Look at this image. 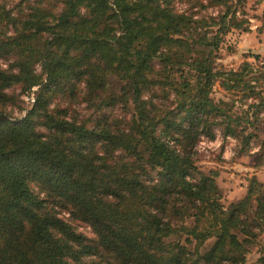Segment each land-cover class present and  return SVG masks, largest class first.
Masks as SVG:
<instances>
[{"label":"trees","instance_id":"16d2710c","mask_svg":"<svg viewBox=\"0 0 264 264\" xmlns=\"http://www.w3.org/2000/svg\"><path fill=\"white\" fill-rule=\"evenodd\" d=\"M56 1L57 13L34 9L10 42L0 34V57L14 58L11 71L0 70V264H187L190 255L194 264H244L247 237H256L251 218L264 221V185L253 179L246 197L225 209L213 180L195 179L193 153L201 136L215 138L214 126L236 136L228 105L213 99L219 77L229 83L226 89L245 87L258 99L250 107L258 112L248 113L253 127L264 110V92L248 81L253 65L223 74L216 67L222 38L246 24L236 16L246 15L249 0L225 1L224 15L200 19L177 11L175 0ZM186 1L201 10L222 5ZM19 21L10 11L0 15L6 27ZM208 24L219 31L210 33ZM155 59L161 62L156 69ZM113 78L122 84L119 98L135 104L127 130L104 119L88 127L48 110L53 97L82 88L102 111L114 102L105 96ZM14 85L26 93L40 88L35 107L17 121L6 113ZM156 87L158 95L144 99ZM157 99L172 101L175 110L161 119ZM57 208L96 238L79 233ZM191 210L189 227L183 220ZM202 218L212 231L200 230ZM212 238L213 246L200 253ZM257 264H264V248Z\"/></svg>","mask_w":264,"mask_h":264},{"label":"rangeland","instance_id":"374dc122","mask_svg":"<svg viewBox=\"0 0 264 264\" xmlns=\"http://www.w3.org/2000/svg\"><path fill=\"white\" fill-rule=\"evenodd\" d=\"M199 1H204L206 6H208L209 3H213L212 0H196L195 2ZM225 1L229 0H218V3L221 2L222 4ZM174 2L177 11L195 14V19H200L203 15L220 17L224 15L226 9L224 4H218L221 5L218 7H213V5L210 6V4L206 10H201L198 6L194 8L193 5L187 3L186 0H175ZM260 3L261 0H249L245 6L246 15L243 16L240 11L237 13L236 17L239 18V20L243 18L246 20L243 29L255 28L256 26L262 25L261 23H263L264 18L257 9V5ZM36 8L40 10L49 9L57 13L62 6H60V3L56 0H0V15L4 17L5 11H10L14 17H18L20 20L17 25L10 24L7 27L5 24L0 25L1 40L10 42V39L17 35V31L23 28V23L28 21V17L34 13L33 10ZM41 12L44 13V11ZM84 12L85 10L83 9V13ZM210 25L211 24L205 26L206 29H208L207 31L210 33H217V31H219L220 27L218 25ZM263 30L264 27L261 26L257 31L262 32ZM241 31H228L226 37L222 38V49L219 53V59L216 61V67L222 74L230 70L237 71L246 63L243 62L246 61L244 58L245 55H241L235 51L241 36L247 34V32ZM250 32L251 30L248 33ZM245 45V40H243L242 46L244 47V51L247 49ZM247 45H251V40ZM231 52L234 53L232 54ZM13 63L14 58L11 55L1 56L0 70L6 72L11 71ZM160 63L159 59H155V69L161 66ZM257 65L258 66H253L254 72L249 77L248 81L251 87L255 86L256 93H261L260 91L264 92V78H261V75H264V65H259V63H257ZM113 79V86L108 89L105 96L113 97L114 102L112 105L103 107L102 111L97 110L96 106H91V104L87 102L86 92L82 88L76 93L53 97L49 102L48 110L55 111L56 109L57 111H63L68 120L75 119L80 123H86L88 127L95 125L98 120L104 119L105 121L113 122L115 130H127L136 115L135 104L129 100V98L128 100H126L125 97L122 99L119 98L122 84L118 79ZM224 79L225 78L221 77L217 79L214 87L213 99L216 102H224L228 105L225 106L224 109H228L233 117L231 129L236 132V136L225 135V125L222 127L214 126L212 128V134L215 135V138L210 139L207 135H203L199 138L193 153V161L197 169L195 179H199V177H210L218 190L217 199L219 203L222 207L227 209L231 204L237 203L246 197L253 179H257L264 185V110L259 114L258 119L254 118L255 127H253L250 124L251 120L248 119V113L258 112L255 108L253 110L250 108L253 104H259L258 99L248 96L249 90L245 89L243 86V90L238 91L226 89L223 83H229ZM158 88L159 87H156L146 92L144 99L146 97L150 98L158 95ZM39 92V87H34L30 92L26 93L20 85L12 86L7 93L12 96L11 98H13V100L6 109V113H8L9 117L14 121L24 119L28 112L35 107ZM156 102L158 103L161 119L164 118L162 116H164V113L167 111L175 110V104H173V106L169 105L172 101L157 99ZM178 119L179 121L181 120L177 115V120ZM39 130L46 133L42 126H39ZM250 135L254 136V138L250 139ZM170 143L175 144L174 142ZM115 155L118 156V159L123 158L122 152H117ZM149 174L153 177L154 182H157L158 176L156 172L151 170ZM34 191L41 198L47 199L45 193L42 192L39 187L35 186ZM253 205L255 207L256 203ZM57 211L61 219L69 222L79 233L86 236L89 240H94L96 238L89 226L81 222L73 221L65 209L57 208ZM193 212L194 210H191L187 218L183 220L189 227L193 226ZM251 215L253 216L254 214L249 213L248 217H251ZM174 219L176 221L179 220L178 217ZM202 219L205 224H202L200 230L212 231L210 221L204 218ZM209 219H213V217L210 216ZM249 231L256 237L251 236V238H249V236L247 237L243 234L239 236L241 237V241L244 237L248 238V242L244 245L245 249L248 250L244 264H257L260 251L264 248V221L255 224L251 218ZM185 238L186 236L181 239V245H185ZM169 241H172V238H170ZM213 242V238L207 239V241L204 242L205 244L200 247V253L210 249L213 246ZM188 246L189 250L193 251V245H187V247ZM241 255L242 257L244 256L242 252ZM188 258L190 259L187 260L186 263L194 264L196 256L193 257L190 255Z\"/></svg>","mask_w":264,"mask_h":264},{"label":"crops","instance_id":"0c3cea01","mask_svg":"<svg viewBox=\"0 0 264 264\" xmlns=\"http://www.w3.org/2000/svg\"><path fill=\"white\" fill-rule=\"evenodd\" d=\"M257 9L261 12V16H264V0H261V3L257 5ZM263 25V23H261ZM262 25L256 26L255 28H250L251 32L244 34L241 36L239 43L237 44L236 52L245 55V60L243 62H248L251 65H264V30L257 31L261 28ZM245 40V46L247 47L246 51H244V47L242 46V42ZM251 40V45H247Z\"/></svg>","mask_w":264,"mask_h":264}]
</instances>
